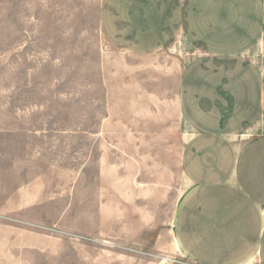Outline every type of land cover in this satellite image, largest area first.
I'll return each mask as SVG.
<instances>
[{
    "label": "rangeland",
    "instance_id": "rangeland-1",
    "mask_svg": "<svg viewBox=\"0 0 264 264\" xmlns=\"http://www.w3.org/2000/svg\"><path fill=\"white\" fill-rule=\"evenodd\" d=\"M100 7L0 0V264H200L173 233L191 52L116 49Z\"/></svg>",
    "mask_w": 264,
    "mask_h": 264
},
{
    "label": "crops",
    "instance_id": "crops-1",
    "mask_svg": "<svg viewBox=\"0 0 264 264\" xmlns=\"http://www.w3.org/2000/svg\"><path fill=\"white\" fill-rule=\"evenodd\" d=\"M99 18L125 53L191 52L177 92L180 249L200 264H264V0H101Z\"/></svg>",
    "mask_w": 264,
    "mask_h": 264
}]
</instances>
